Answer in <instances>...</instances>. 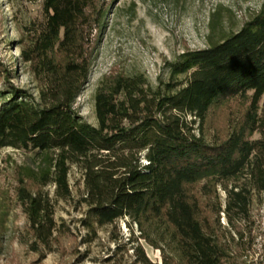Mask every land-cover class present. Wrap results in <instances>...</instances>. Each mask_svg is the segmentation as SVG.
<instances>
[{
	"label": "trees",
	"instance_id": "1",
	"mask_svg": "<svg viewBox=\"0 0 264 264\" xmlns=\"http://www.w3.org/2000/svg\"><path fill=\"white\" fill-rule=\"evenodd\" d=\"M41 1L44 20L30 27L20 51L35 93L14 85L13 71L0 61V149L41 158L43 178L50 176L61 198L68 194V165L79 166L85 226L127 218L152 247L169 249L164 264H254L242 254L239 227L249 223L254 205L264 217V4L236 33L184 51L156 87L142 75L109 74L95 92L93 126L74 106L88 84L92 33L107 1ZM234 100L243 102L241 110L227 116L223 129L211 128ZM217 190L225 195L223 208ZM18 197L45 244L55 231L51 216L25 188ZM220 213L238 236L236 242L229 235L234 245L220 234Z\"/></svg>",
	"mask_w": 264,
	"mask_h": 264
},
{
	"label": "rangeland",
	"instance_id": "2",
	"mask_svg": "<svg viewBox=\"0 0 264 264\" xmlns=\"http://www.w3.org/2000/svg\"><path fill=\"white\" fill-rule=\"evenodd\" d=\"M106 1L102 24L92 33L96 56L88 84L74 106L83 120L93 126L97 125L95 92L109 74L142 75L156 87L159 81H167L168 64L184 51L208 48L236 33L264 4V0ZM43 20L41 0H0V61L13 71L14 85L32 93H35V84L28 65L21 61L20 51L28 42L30 27ZM178 79L181 81L183 77ZM242 107V101L229 102L217 112L211 128L223 129L227 116L237 114ZM211 128L210 135L214 132ZM258 137L255 134L253 139ZM49 157L51 162L53 154ZM46 168L43 160L33 153L0 149V264H164L170 261L169 249L162 244L160 249L152 247L127 218L102 227H86L83 221L89 208L80 167L68 165L65 198L47 182L49 175L43 178ZM20 188L26 189L28 197H39L54 222L55 231L45 244L29 228L25 205L18 197ZM217 192L223 208L225 195L221 190ZM259 215L263 212L254 205L249 223L239 227L244 233L241 244L250 249L242 254L254 264H264L260 235L264 231V217ZM219 224L220 234L228 240L231 234L237 242L238 236L230 230L223 213Z\"/></svg>",
	"mask_w": 264,
	"mask_h": 264
}]
</instances>
